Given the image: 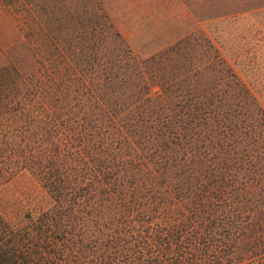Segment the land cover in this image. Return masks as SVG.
Returning <instances> with one entry per match:
<instances>
[{
	"label": "rangeland",
	"instance_id": "rangeland-1",
	"mask_svg": "<svg viewBox=\"0 0 264 264\" xmlns=\"http://www.w3.org/2000/svg\"><path fill=\"white\" fill-rule=\"evenodd\" d=\"M0 252L264 264V0H0Z\"/></svg>",
	"mask_w": 264,
	"mask_h": 264
},
{
	"label": "trees",
	"instance_id": "trees-1",
	"mask_svg": "<svg viewBox=\"0 0 264 264\" xmlns=\"http://www.w3.org/2000/svg\"><path fill=\"white\" fill-rule=\"evenodd\" d=\"M99 14H101V18L106 19V16L102 12ZM70 15L71 16L69 17V20L66 19V21L63 23L61 28V35H60L62 49L65 52H74L75 50L81 48L82 46L90 47L89 46L90 43L96 41V39L98 40V38L100 37H103V34L108 31L106 30L109 27L107 21L84 23L83 21L80 20L79 15L77 14L75 15V13L73 12L72 13L70 12ZM75 76L77 75L75 74ZM16 107H17L16 110L18 112H22L23 110H25V106L21 103H18V106ZM162 234L165 235V233ZM145 238L146 240L149 238L148 234L146 235ZM166 239L168 240L169 238ZM1 252L0 255L4 256L3 253ZM12 264H17V263L13 261ZM20 264H27V263H24L22 261Z\"/></svg>",
	"mask_w": 264,
	"mask_h": 264
}]
</instances>
